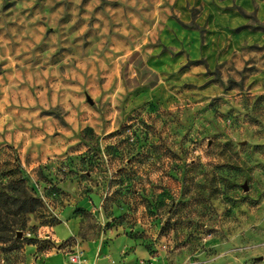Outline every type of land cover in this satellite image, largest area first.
Listing matches in <instances>:
<instances>
[{"label":"rangeland","instance_id":"374dc122","mask_svg":"<svg viewBox=\"0 0 264 264\" xmlns=\"http://www.w3.org/2000/svg\"><path fill=\"white\" fill-rule=\"evenodd\" d=\"M218 1L0 0V264L67 207L100 264H264V41Z\"/></svg>","mask_w":264,"mask_h":264},{"label":"crops","instance_id":"0c3cea01","mask_svg":"<svg viewBox=\"0 0 264 264\" xmlns=\"http://www.w3.org/2000/svg\"><path fill=\"white\" fill-rule=\"evenodd\" d=\"M218 5L223 7L222 12L214 20L216 26L222 32L228 31V28H240L241 31L234 35V39L239 45V42H259L264 41V32L258 29H248L245 27L247 18H245L239 9L247 12L254 13L259 22H264V0H219ZM234 51V48L232 49ZM60 187L69 194H74L76 186L68 181H61ZM84 207L88 208L91 205L89 199L82 201ZM72 207L64 208L61 212L58 209V216L64 217L63 222L51 227L52 241L56 243L50 250L37 253L35 256L32 252L26 250V259L23 264H75L70 261V254L78 251L79 248L84 250L82 256V264H100L102 258L97 254L99 252V241L92 239L80 243L73 242L71 245L67 242L68 239L73 238L79 242V233L81 231L80 217H76L71 210ZM61 213V214H60ZM72 250L69 252V248ZM37 251V249H35Z\"/></svg>","mask_w":264,"mask_h":264},{"label":"built area","instance_id":"2783aa9c","mask_svg":"<svg viewBox=\"0 0 264 264\" xmlns=\"http://www.w3.org/2000/svg\"><path fill=\"white\" fill-rule=\"evenodd\" d=\"M40 193H41V197H42L44 200H46L44 194H43L42 192H40ZM83 253H84V250L81 249V248H79L78 251H76V252H72V253L70 254V256H69L70 261H71L72 263H75V264H82V260H83V259H82V256H83Z\"/></svg>","mask_w":264,"mask_h":264},{"label":"trees","instance_id":"16d2710c","mask_svg":"<svg viewBox=\"0 0 264 264\" xmlns=\"http://www.w3.org/2000/svg\"><path fill=\"white\" fill-rule=\"evenodd\" d=\"M85 131H92V129L89 128V127H86L85 130H84V132H85Z\"/></svg>","mask_w":264,"mask_h":264}]
</instances>
